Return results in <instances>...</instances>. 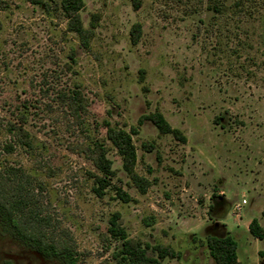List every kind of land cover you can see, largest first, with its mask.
Returning <instances> with one entry per match:
<instances>
[{"label": "rangeland", "instance_id": "374dc122", "mask_svg": "<svg viewBox=\"0 0 264 264\" xmlns=\"http://www.w3.org/2000/svg\"><path fill=\"white\" fill-rule=\"evenodd\" d=\"M45 2L0 0V202L20 228L71 250L76 264H118L107 226L119 212L130 238L177 254L163 264H215L206 239L226 234L241 264H264L247 229L254 187L264 192V0H83L87 47L67 29L59 0ZM71 90L85 104L78 120L62 103ZM154 111L185 141L138 123ZM22 121L31 148L7 130ZM105 122L135 129L145 192L122 169ZM96 140L128 202L110 187L95 194L97 171L81 147ZM243 196L236 217L232 203ZM0 264L61 263L0 229Z\"/></svg>", "mask_w": 264, "mask_h": 264}, {"label": "trees", "instance_id": "16d2710c", "mask_svg": "<svg viewBox=\"0 0 264 264\" xmlns=\"http://www.w3.org/2000/svg\"><path fill=\"white\" fill-rule=\"evenodd\" d=\"M33 5L46 7L45 0H27ZM137 1V0H135ZM60 9L67 21V29L73 32L79 39L83 47L88 46V39L90 31L83 26L79 11L83 6V0H59ZM136 7L138 6L135 5ZM214 9L219 11V7ZM141 26L136 23L132 26L131 36L132 42L135 43L139 35ZM62 103L69 110L72 117L79 119L82 112H84L85 104L81 98V94L77 90H71L69 93L62 92ZM149 121L153 124L159 133L171 134L174 137L185 141V137L181 132L171 127L165 117L159 112L154 111L142 115L138 123ZM106 125V138L111 145L116 149L121 157L122 169L130 179L131 183L141 193L145 192L148 185L146 178L139 175L135 171V164L137 161L136 148L132 140V132H128L121 128H114L109 123ZM7 130L13 136L14 141L25 148H31V140L29 132L24 128L22 122H10L7 125ZM81 152L85 154L92 162L97 171L94 177V192L97 196H103L107 188H112L115 196L122 202L130 200L129 194L121 187L112 184V177L114 175L112 169V162L106 156V149L103 140H96L91 146L86 145L81 147ZM0 229L16 237L20 241L34 248L38 253L47 257L57 258L61 264H76V260L71 250L59 248L55 245H47L41 238L36 235L24 232L16 219L4 203L0 202ZM249 232L257 239H263L264 231L259 226L256 219H252L248 225ZM107 233L109 236L118 242L115 248L114 256L118 264H163L162 261L166 257H175L171 248L163 245L149 246L142 245L138 240L130 238L120 222V213L113 212L108 219ZM43 236L40 231L39 235ZM206 246L210 257L215 264H239L237 260L236 248L237 244L229 235L215 236L210 235L206 239Z\"/></svg>", "mask_w": 264, "mask_h": 264}, {"label": "crops", "instance_id": "0c3cea01", "mask_svg": "<svg viewBox=\"0 0 264 264\" xmlns=\"http://www.w3.org/2000/svg\"><path fill=\"white\" fill-rule=\"evenodd\" d=\"M210 179H211V177H210ZM204 190V188H202L201 190H200V193H202V192H204L203 191ZM254 192H255V196H254V199H253V201H252V203H253V205L251 206V207H248V209H247V213H249L250 215H251V219L247 222V229H248V225H249V223H250V221L252 220V219H256L257 220V222H258V224H259V226L262 228V230L264 231V192H263V190L261 191V189H257V188H255L254 187V190H253ZM224 197V192L223 193H221V195L220 196H218L217 198V200H216V202H215V200H214V205H213V208H212V210H213V212L215 211V210H217L216 211V214H215V217H212L213 219L215 218V219H217L218 218V215H219V213H220V211L222 210V208L224 207V205L226 204V202H225V199L223 198ZM244 197V196H243ZM247 199V198H246ZM237 201V200H236ZM244 209V208H243ZM219 210V211H218ZM243 211V210H242ZM241 215V213L239 214V216ZM236 217H238V216H236ZM218 220V219H217ZM214 222L212 223L213 224V226L214 227H216L217 225H220V223H218V222H216V220H213ZM227 235V234H226ZM253 237V241H256V240H258L257 238H255L254 236H252ZM236 239H234V241H235ZM260 241L262 242V246H261V248L258 250V251H260V254H262L263 252H264V237H263V239H260ZM236 242V241H235ZM262 251V252H261ZM236 254H237V248H236ZM237 260H238V262H239V264H241L240 263V259L238 258V256H237Z\"/></svg>", "mask_w": 264, "mask_h": 264}, {"label": "built area", "instance_id": "2783aa9c", "mask_svg": "<svg viewBox=\"0 0 264 264\" xmlns=\"http://www.w3.org/2000/svg\"><path fill=\"white\" fill-rule=\"evenodd\" d=\"M248 204V200L246 197H242L240 201H235L232 203L231 212L234 216H239V214L242 212L245 205ZM201 213V210H196L195 214L199 216Z\"/></svg>", "mask_w": 264, "mask_h": 264}]
</instances>
